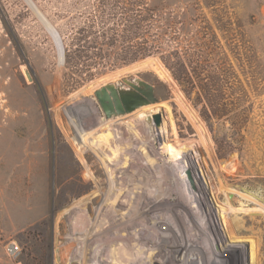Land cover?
Masks as SVG:
<instances>
[{"label": "rangeland", "instance_id": "1", "mask_svg": "<svg viewBox=\"0 0 264 264\" xmlns=\"http://www.w3.org/2000/svg\"><path fill=\"white\" fill-rule=\"evenodd\" d=\"M152 4L159 53L76 88L60 43L95 8L0 0V264L99 263L104 226L129 210L119 194L140 205L145 185L172 228L205 227L207 264H264V0ZM125 79L158 100L108 118L96 91Z\"/></svg>", "mask_w": 264, "mask_h": 264}, {"label": "trees", "instance_id": "2", "mask_svg": "<svg viewBox=\"0 0 264 264\" xmlns=\"http://www.w3.org/2000/svg\"><path fill=\"white\" fill-rule=\"evenodd\" d=\"M81 1L92 5L94 12L85 15L83 25L70 27L60 43L64 67L79 76L73 78L76 88L94 75L93 69L96 74L100 66L106 71L159 53L152 40L159 15L152 0ZM180 67L176 70L173 66V73H186L184 66Z\"/></svg>", "mask_w": 264, "mask_h": 264}, {"label": "bare ground", "instance_id": "3", "mask_svg": "<svg viewBox=\"0 0 264 264\" xmlns=\"http://www.w3.org/2000/svg\"><path fill=\"white\" fill-rule=\"evenodd\" d=\"M118 120H122V117L109 119L107 120V122L105 121V124L109 127L111 123ZM109 128L110 130L114 131L116 129V127L114 129H111V127ZM151 128L153 129V135L160 133L158 128L154 129L152 125ZM114 131L111 132L112 134L106 136L114 135ZM116 139L118 138L116 137ZM145 187L146 185L142 187L145 190H143L141 193V198H143L142 203L140 204L142 206L141 209H143L142 213L139 210L140 205L134 204L130 201L131 198H129L130 195L129 193L127 194V190H124L123 193L119 194L118 204L121 207L125 206V208L126 206H128L129 210H126L124 213H122L120 223L117 226H104L103 244L98 249V252L94 258L95 261L99 263L95 264H156L158 262L160 264H199L197 262L198 257L201 261H199L200 264H207V250H205L204 244L198 241L200 240L198 238V231H203L205 227L199 226L200 223H198L197 221H195V224L198 226H191L189 224H187V226L178 225V228H174L173 226L174 229L179 230V232L177 233L176 231L178 230L174 231V229L172 228L171 219L170 221L168 217H165L161 213H155V210L157 208L156 206H152V202H154L155 197L153 193H151V191ZM181 214L182 212L180 211L176 212L177 216L182 217ZM141 221H145L146 226L145 224L142 226V224L140 223ZM196 230L197 232H195ZM135 242L138 245L143 244L146 247L149 243L155 242V247L150 246L149 249L147 248V252H149V250H152V253H149L153 256L150 255L151 257L148 259V257L146 256L147 253L145 255H141V251L136 252V247H134ZM198 247L201 248L203 254L198 249ZM144 249H142V251ZM186 253H189L194 257L193 262L191 260L189 262H186V258H184ZM155 257H157V259Z\"/></svg>", "mask_w": 264, "mask_h": 264}, {"label": "water", "instance_id": "4", "mask_svg": "<svg viewBox=\"0 0 264 264\" xmlns=\"http://www.w3.org/2000/svg\"><path fill=\"white\" fill-rule=\"evenodd\" d=\"M125 82L129 88L117 87L114 84H108L96 91V96L108 118L131 112L136 108L157 102L154 86L141 79L128 80ZM149 123L152 122L147 117ZM153 121L157 127L162 123V114L153 115Z\"/></svg>", "mask_w": 264, "mask_h": 264}, {"label": "flooded vegetation", "instance_id": "5", "mask_svg": "<svg viewBox=\"0 0 264 264\" xmlns=\"http://www.w3.org/2000/svg\"><path fill=\"white\" fill-rule=\"evenodd\" d=\"M121 86H122V87H125V86H123V85H118L117 87L119 88V87H121ZM125 88H126V87H125ZM128 88H129V87H128Z\"/></svg>", "mask_w": 264, "mask_h": 264}]
</instances>
